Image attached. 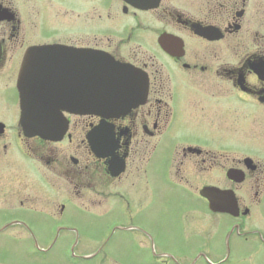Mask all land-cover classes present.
<instances>
[{
    "label": "flooded vegetation",
    "instance_id": "1",
    "mask_svg": "<svg viewBox=\"0 0 264 264\" xmlns=\"http://www.w3.org/2000/svg\"><path fill=\"white\" fill-rule=\"evenodd\" d=\"M95 52L144 98L25 132L19 75L46 95ZM120 240L138 264H264V0H0V264H127Z\"/></svg>",
    "mask_w": 264,
    "mask_h": 264
},
{
    "label": "water",
    "instance_id": "2",
    "mask_svg": "<svg viewBox=\"0 0 264 264\" xmlns=\"http://www.w3.org/2000/svg\"><path fill=\"white\" fill-rule=\"evenodd\" d=\"M89 56L93 65L87 75H70V87L63 85V81L57 76L54 78L55 83L49 82L45 87L46 95L38 94L40 90H44L42 86L32 82L30 88L26 85L28 76H20L21 120L27 131L51 138H56L59 134L60 137L66 129V123L58 120L61 109L118 115L144 98L145 80L134 68L97 52ZM72 78L81 83L88 79L89 85L72 88ZM40 100L44 101L43 105L39 103Z\"/></svg>",
    "mask_w": 264,
    "mask_h": 264
},
{
    "label": "rangeland",
    "instance_id": "3",
    "mask_svg": "<svg viewBox=\"0 0 264 264\" xmlns=\"http://www.w3.org/2000/svg\"><path fill=\"white\" fill-rule=\"evenodd\" d=\"M162 211H163V209H159V214ZM24 214H25L26 218L30 219V217L27 215V213H24ZM84 228H82L83 230L80 232V244H81L80 245V250L87 251L89 249H92L94 247V245H92L90 248L87 245L83 246V243L91 242V238H92V235L88 234L87 231H86L87 225H85ZM220 231H222V230L220 229ZM220 231H219V233H220ZM175 233H176L175 236H178L177 230H175ZM177 242H178V238L175 237L174 243L177 244ZM179 242L182 243L181 240H179ZM198 243L199 244H204L207 247H210V245H211L208 240H206L205 238H201L200 236L191 237L187 241V245L189 247L192 246V245L198 244ZM231 244H232V242L230 241V245ZM7 252L8 251H7L6 247L0 248V253L2 255H4V256L6 255L5 258L7 257ZM107 252H110L112 257H114L115 259L124 261L127 264H138V261H137L135 255H134V253H132L130 251L128 243L125 240L110 242ZM218 259L219 258H217V257H213L212 261L215 263V262H217ZM103 263L109 264V263H106V262H103ZM114 263H116V262H114ZM114 263H111V264H114ZM81 264H94V261L85 260V261L81 262ZM228 264H231V263H228ZM237 264H242V263H237Z\"/></svg>",
    "mask_w": 264,
    "mask_h": 264
}]
</instances>
